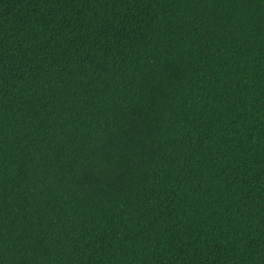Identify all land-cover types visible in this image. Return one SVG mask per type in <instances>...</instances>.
<instances>
[{
    "label": "trees",
    "instance_id": "16d2710c",
    "mask_svg": "<svg viewBox=\"0 0 264 264\" xmlns=\"http://www.w3.org/2000/svg\"><path fill=\"white\" fill-rule=\"evenodd\" d=\"M0 264H264V0H0Z\"/></svg>",
    "mask_w": 264,
    "mask_h": 264
}]
</instances>
